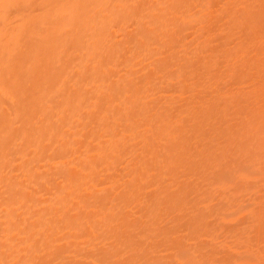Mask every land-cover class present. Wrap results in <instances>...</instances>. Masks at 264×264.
Masks as SVG:
<instances>
[{
  "label": "bare ground",
  "instance_id": "1",
  "mask_svg": "<svg viewBox=\"0 0 264 264\" xmlns=\"http://www.w3.org/2000/svg\"><path fill=\"white\" fill-rule=\"evenodd\" d=\"M0 264H264V0H0Z\"/></svg>",
  "mask_w": 264,
  "mask_h": 264
}]
</instances>
